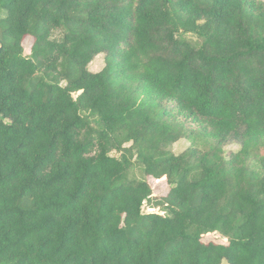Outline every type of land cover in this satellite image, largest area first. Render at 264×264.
<instances>
[{
  "label": "trees",
  "instance_id": "16d2710c",
  "mask_svg": "<svg viewBox=\"0 0 264 264\" xmlns=\"http://www.w3.org/2000/svg\"><path fill=\"white\" fill-rule=\"evenodd\" d=\"M0 46V264H264V0H0Z\"/></svg>",
  "mask_w": 264,
  "mask_h": 264
},
{
  "label": "rangeland",
  "instance_id": "374dc122",
  "mask_svg": "<svg viewBox=\"0 0 264 264\" xmlns=\"http://www.w3.org/2000/svg\"><path fill=\"white\" fill-rule=\"evenodd\" d=\"M187 38L191 41H195V42H200V40L198 39V37L194 36V35H189L187 36ZM32 44H33V39L32 38H27L24 42V48H25V54L29 55L31 53V48H32ZM105 66L104 63V57L103 56H99L97 58H95V60L91 63V65L89 66V69L92 72H99L101 71ZM189 146V142L186 140H182L179 143H177L174 148H173V152L175 154H180L181 152H183L185 149H187V147ZM205 147V146H204ZM210 147V146H209ZM239 147L236 145H230L228 147H226V151L230 152V151H236L238 150ZM114 156H117L116 153H113ZM136 175L141 178L144 179V176L139 172V169H136ZM149 184L151 185V187L154 190V194L157 196H165L168 191H169V187L167 185L166 181H156L153 180L152 178L148 179ZM143 211L144 213L150 212V207L149 205L145 204L143 207ZM206 242L209 241H216V242H222L221 240H216L213 236H207L204 239ZM226 264V263H224Z\"/></svg>",
  "mask_w": 264,
  "mask_h": 264
},
{
  "label": "water",
  "instance_id": "95a60500",
  "mask_svg": "<svg viewBox=\"0 0 264 264\" xmlns=\"http://www.w3.org/2000/svg\"><path fill=\"white\" fill-rule=\"evenodd\" d=\"M0 52H1V46H0Z\"/></svg>",
  "mask_w": 264,
  "mask_h": 264
}]
</instances>
